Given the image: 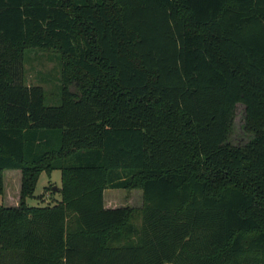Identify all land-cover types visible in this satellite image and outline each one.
<instances>
[{
	"label": "trees",
	"instance_id": "trees-1",
	"mask_svg": "<svg viewBox=\"0 0 264 264\" xmlns=\"http://www.w3.org/2000/svg\"><path fill=\"white\" fill-rule=\"evenodd\" d=\"M32 50L58 55L56 106ZM6 170L0 264H264V0H0V195ZM53 171L61 200L28 206Z\"/></svg>",
	"mask_w": 264,
	"mask_h": 264
},
{
	"label": "rangeland",
	"instance_id": "rangeland-1",
	"mask_svg": "<svg viewBox=\"0 0 264 264\" xmlns=\"http://www.w3.org/2000/svg\"><path fill=\"white\" fill-rule=\"evenodd\" d=\"M22 80L27 85H36L42 88L44 104L56 106L60 97V60L58 55L51 51L32 50L27 52L22 61ZM72 91H76L71 88ZM247 140L243 132V107L237 106L234 118L231 142L241 145ZM4 193L0 195V205L14 206L20 189V171L6 170L3 172ZM56 188L55 191L52 189ZM60 172L53 171L50 176L41 173L36 183L33 198H28V206L45 207L52 206L61 200ZM103 203L105 208L128 207L140 209L142 206V192L140 189L129 191L123 189H105L103 191ZM137 218L134 224H137Z\"/></svg>",
	"mask_w": 264,
	"mask_h": 264
},
{
	"label": "crops",
	"instance_id": "crops-1",
	"mask_svg": "<svg viewBox=\"0 0 264 264\" xmlns=\"http://www.w3.org/2000/svg\"><path fill=\"white\" fill-rule=\"evenodd\" d=\"M12 171V170H11ZM5 194V193H4ZM18 198H19V195H18ZM18 198H16V204H14V206H16L17 204H18ZM103 205H104V203H103ZM7 207H12V206H7ZM105 208V207H104ZM116 208H118V207H116ZM107 209H113V208H107Z\"/></svg>",
	"mask_w": 264,
	"mask_h": 264
},
{
	"label": "water",
	"instance_id": "water-1",
	"mask_svg": "<svg viewBox=\"0 0 264 264\" xmlns=\"http://www.w3.org/2000/svg\"><path fill=\"white\" fill-rule=\"evenodd\" d=\"M55 190H56V188L52 189V191H55Z\"/></svg>",
	"mask_w": 264,
	"mask_h": 264
}]
</instances>
